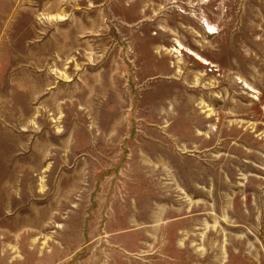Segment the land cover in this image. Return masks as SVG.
<instances>
[{
  "label": "rangeland",
  "instance_id": "obj_1",
  "mask_svg": "<svg viewBox=\"0 0 264 264\" xmlns=\"http://www.w3.org/2000/svg\"><path fill=\"white\" fill-rule=\"evenodd\" d=\"M0 264H264V0H0Z\"/></svg>",
  "mask_w": 264,
  "mask_h": 264
}]
</instances>
